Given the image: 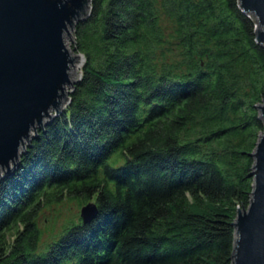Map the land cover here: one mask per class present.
<instances>
[{
	"label": "trees",
	"instance_id": "trees-1",
	"mask_svg": "<svg viewBox=\"0 0 264 264\" xmlns=\"http://www.w3.org/2000/svg\"><path fill=\"white\" fill-rule=\"evenodd\" d=\"M82 77L0 180V264H232L264 121V45L239 0H91ZM95 202L39 250L37 219Z\"/></svg>",
	"mask_w": 264,
	"mask_h": 264
},
{
	"label": "water",
	"instance_id": "water-1",
	"mask_svg": "<svg viewBox=\"0 0 264 264\" xmlns=\"http://www.w3.org/2000/svg\"><path fill=\"white\" fill-rule=\"evenodd\" d=\"M91 0H0V179L12 175L31 141L71 102L81 79L66 46L70 29L86 18ZM256 21V41L264 45V0H239ZM78 79V80H77ZM264 121V102L256 106ZM254 158L253 192L248 208L233 222L232 264H264V133ZM98 214L95 202L80 210L84 223Z\"/></svg>",
	"mask_w": 264,
	"mask_h": 264
},
{
	"label": "rangeland",
	"instance_id": "rangeland-1",
	"mask_svg": "<svg viewBox=\"0 0 264 264\" xmlns=\"http://www.w3.org/2000/svg\"><path fill=\"white\" fill-rule=\"evenodd\" d=\"M65 43L75 57L79 54L81 56L82 53L78 52L75 48L76 35L74 28L73 30L70 29V35L66 37ZM85 63H81V67L77 69L80 72L78 79L82 77V69ZM87 203L83 201L77 202L76 200H71L68 198L64 199L59 204H53L46 207L37 219V224L41 231L39 250H46L47 247L57 239V237L61 234L63 225L66 222L79 221L80 210Z\"/></svg>",
	"mask_w": 264,
	"mask_h": 264
},
{
	"label": "bare ground",
	"instance_id": "bare-ground-1",
	"mask_svg": "<svg viewBox=\"0 0 264 264\" xmlns=\"http://www.w3.org/2000/svg\"><path fill=\"white\" fill-rule=\"evenodd\" d=\"M81 67V62H79L78 64H77V69H79Z\"/></svg>",
	"mask_w": 264,
	"mask_h": 264
}]
</instances>
